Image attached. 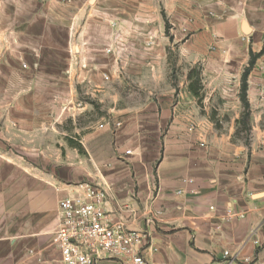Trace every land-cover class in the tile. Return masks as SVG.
<instances>
[{
    "label": "crops",
    "instance_id": "obj_1",
    "mask_svg": "<svg viewBox=\"0 0 264 264\" xmlns=\"http://www.w3.org/2000/svg\"><path fill=\"white\" fill-rule=\"evenodd\" d=\"M43 26H64L65 36ZM171 41H181L182 59L204 63L206 99L223 90L225 105L237 108L251 52L258 55L247 77L250 141L237 135L240 113L217 129L198 105L200 89L182 82L62 133L81 149L62 141L46 198L40 164L27 166L25 139L59 133L58 97L50 96L48 118L27 114L41 104L27 91L43 88L27 76L43 65L58 73L65 57L78 82L45 88L72 91L66 116L74 120L75 85L102 102L107 82L146 70L157 87ZM263 48L264 0H0V264H63L54 243L58 204L83 183L107 191L112 219L150 231L147 264H264ZM15 139L23 145L9 144ZM98 264L132 263L103 255Z\"/></svg>",
    "mask_w": 264,
    "mask_h": 264
},
{
    "label": "rangeland",
    "instance_id": "obj_2",
    "mask_svg": "<svg viewBox=\"0 0 264 264\" xmlns=\"http://www.w3.org/2000/svg\"><path fill=\"white\" fill-rule=\"evenodd\" d=\"M168 29L169 27L167 25V34ZM42 32L57 33L63 37L66 33L64 26H43ZM166 51L168 56L164 65H161L162 67L160 66V69L158 70L160 84L157 87V82H155L157 80H152L150 73L146 70H140L142 72L135 70L131 73L129 72L122 82H107L105 101L102 102L98 100L97 96H92L91 93L87 94L86 89H82L80 86L75 85L73 94L75 95L76 101L73 102L74 109H72V111L76 114L74 120L70 119V117L67 118L66 116L68 111L67 105L70 103L67 101H69V99L73 96L72 91L69 89L53 91L49 90V88H45V84L50 81H58L63 84L71 81H74L75 84L78 82L77 73L72 74L71 69H67V67H65V57L59 58L58 73L50 74L48 72L49 67L43 65L41 69L39 68L35 71V73H31L27 76V82L38 81L43 85L41 90L27 91L28 98L32 93H35L36 95L39 93L41 95L37 96L41 98V104L38 105V103H36L35 107H27V114L28 111H31V113L36 116L42 115L43 120L48 118V116H51V113L53 114V111H55V106H50V96L56 94L58 97L57 112L58 118L60 119L59 133L51 132L50 134L49 131H39L38 133L41 137L33 138V136H27L25 139V157L27 166L29 165L28 163L40 164L43 179V194L46 198L49 197L48 193H50L48 182L52 178L51 174L53 172L51 169L54 168L56 163L58 164L57 160L59 156L57 155L56 150L60 149L62 141L68 140L69 145L74 144V146L81 149V146L77 143V141L67 139V137H65L62 133H70L74 128L79 130L85 127L92 128L102 117H108L110 109L114 107L121 108L123 106H135L145 103L149 100V98L156 97L159 93L167 92L172 86L177 88L182 82L190 81L193 83V86L200 89L198 95V105L201 107L202 113H209L213 119V124L217 129L221 130L228 128L231 125L229 116L234 113H240V118L236 122L237 135L243 142L250 141L252 129L251 117L249 121V128H246L241 124V118L244 112L242 104L239 108L227 106V104L225 105V97L227 96L224 94L223 90L215 91L216 96L214 97L213 102L212 100L208 101L206 99V94L209 91L203 90V81L208 79V75L203 74L204 63L201 61L193 63L191 60L182 59L179 52L181 51V41L169 42L166 46ZM196 81H199L198 85L196 84ZM77 101L78 103H76ZM9 144L23 145L21 140L18 143L17 139L12 140Z\"/></svg>",
    "mask_w": 264,
    "mask_h": 264
},
{
    "label": "built area",
    "instance_id": "obj_3",
    "mask_svg": "<svg viewBox=\"0 0 264 264\" xmlns=\"http://www.w3.org/2000/svg\"><path fill=\"white\" fill-rule=\"evenodd\" d=\"M105 51L115 54L111 47ZM105 79L108 80V76ZM188 182L193 183L192 180ZM107 198L104 188L83 183L76 193L59 201L54 243L63 264H98L103 255L128 259L132 264H147L142 253L145 247H150V231H131L121 221L112 219L105 209ZM229 216L244 218L235 211ZM228 255L225 252V256Z\"/></svg>",
    "mask_w": 264,
    "mask_h": 264
},
{
    "label": "trees",
    "instance_id": "obj_4",
    "mask_svg": "<svg viewBox=\"0 0 264 264\" xmlns=\"http://www.w3.org/2000/svg\"><path fill=\"white\" fill-rule=\"evenodd\" d=\"M264 52V48L262 50L261 53ZM258 55L254 56L253 53L251 52V59L249 62V67L247 69H245L242 78H241V88H240V93H239V97H240V101L241 104L243 106V115L241 118V124L243 126H245L246 128H249V121H250V117H251V109H250V105H249V101L247 98V91H248V85H247V77L250 71V68L254 65L255 59ZM199 81H196V84L198 85ZM194 92V91H193ZM195 94L198 96L199 94L197 93V90H195Z\"/></svg>",
    "mask_w": 264,
    "mask_h": 264
}]
</instances>
